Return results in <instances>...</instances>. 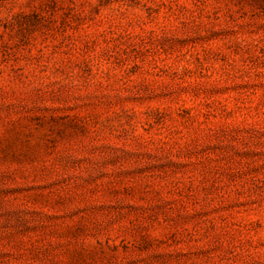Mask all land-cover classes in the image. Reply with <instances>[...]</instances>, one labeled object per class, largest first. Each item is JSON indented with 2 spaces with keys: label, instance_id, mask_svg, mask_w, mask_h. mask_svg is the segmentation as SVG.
I'll list each match as a JSON object with an SVG mask.
<instances>
[{
  "label": "rangeland",
  "instance_id": "1",
  "mask_svg": "<svg viewBox=\"0 0 264 264\" xmlns=\"http://www.w3.org/2000/svg\"><path fill=\"white\" fill-rule=\"evenodd\" d=\"M0 264H264V0H0Z\"/></svg>",
  "mask_w": 264,
  "mask_h": 264
}]
</instances>
